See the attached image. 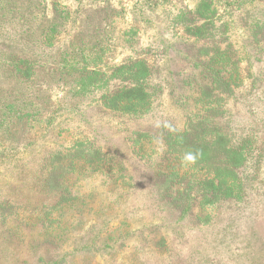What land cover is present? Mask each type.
I'll use <instances>...</instances> for the list:
<instances>
[{
	"label": "rangeland",
	"instance_id": "rangeland-1",
	"mask_svg": "<svg viewBox=\"0 0 264 264\" xmlns=\"http://www.w3.org/2000/svg\"><path fill=\"white\" fill-rule=\"evenodd\" d=\"M198 45L231 46L237 60L241 80L225 113L235 137L247 141L238 167L243 197L216 204L206 226L192 216L194 201L191 215L180 216L161 199L162 212L155 211L145 181L118 187L106 172L92 173L78 183L85 208L79 233L88 231L94 243L83 249L78 237L66 242L76 248L74 264L84 250H91L90 264H264V0H0V199L22 169L31 170L48 150L68 154L75 141L82 149L86 141L115 146L132 171L138 156L125 130L137 119L104 103L131 83L121 71L111 79L112 72L145 60L158 93L140 122L167 115L179 125L182 111L167 94L166 72L190 70L184 50ZM160 221L154 238L164 250L139 230Z\"/></svg>",
	"mask_w": 264,
	"mask_h": 264
},
{
	"label": "trees",
	"instance_id": "trees-1",
	"mask_svg": "<svg viewBox=\"0 0 264 264\" xmlns=\"http://www.w3.org/2000/svg\"><path fill=\"white\" fill-rule=\"evenodd\" d=\"M205 4L202 1L201 8ZM201 19L207 18L201 15ZM230 48L214 46L208 50L199 46L192 52L187 47L184 53L190 70L177 75L167 70V94L182 111L179 125L167 115L152 123L140 122L153 111L158 93L149 84L151 72L145 60L114 69L111 79L121 71L126 75L122 78L131 84L110 93L104 103L113 111L137 119L125 130L128 148L138 156L137 164L130 171L122 151L115 146L103 150L91 141L84 143L88 146L84 149L75 141L66 155L52 150L42 154L31 170L22 169L8 183V195L0 199V264H74L70 257L76 248L65 246L66 242L78 237L83 249L94 243L88 231L79 233L85 208L78 195V183L92 173L106 172L111 184L118 187L127 179L145 181L155 211L162 207L161 199L180 216L191 215L194 201L197 210L192 216L203 219L206 226L214 219L216 204L242 198L245 185L238 167L248 156L247 141L243 136L235 137L225 113L226 101L241 80ZM152 155L155 159L148 160ZM161 227L162 221L150 222L139 230H146L154 238ZM152 241L156 249H165L163 242L155 238ZM102 244L107 245V240ZM90 260L91 250H84L80 264H90Z\"/></svg>",
	"mask_w": 264,
	"mask_h": 264
}]
</instances>
